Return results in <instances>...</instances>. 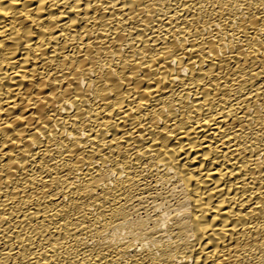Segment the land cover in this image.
I'll use <instances>...</instances> for the list:
<instances>
[{
    "label": "bare ground",
    "instance_id": "obj_1",
    "mask_svg": "<svg viewBox=\"0 0 264 264\" xmlns=\"http://www.w3.org/2000/svg\"><path fill=\"white\" fill-rule=\"evenodd\" d=\"M0 264H264V0H0Z\"/></svg>",
    "mask_w": 264,
    "mask_h": 264
}]
</instances>
